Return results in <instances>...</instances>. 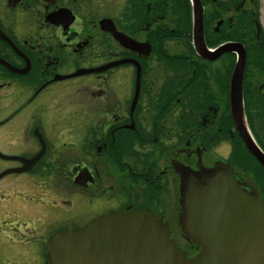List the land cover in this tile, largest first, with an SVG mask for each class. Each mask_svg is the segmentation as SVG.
Here are the masks:
<instances>
[{"label": "flooded vegetation", "instance_id": "obj_1", "mask_svg": "<svg viewBox=\"0 0 264 264\" xmlns=\"http://www.w3.org/2000/svg\"><path fill=\"white\" fill-rule=\"evenodd\" d=\"M0 60L14 69L0 63V105L25 91L0 116V264H48L55 234L133 211L159 217L192 260L184 196L220 175L264 205V166L244 137L264 154L253 125L264 120V0H0ZM78 84L112 106L69 112L59 134L38 106L19 121Z\"/></svg>", "mask_w": 264, "mask_h": 264}, {"label": "water", "instance_id": "obj_2", "mask_svg": "<svg viewBox=\"0 0 264 264\" xmlns=\"http://www.w3.org/2000/svg\"><path fill=\"white\" fill-rule=\"evenodd\" d=\"M195 43L201 52L198 36ZM240 72L235 73L232 106L242 129ZM244 137L264 166V154L248 135ZM218 180L207 187L188 185L184 196V232L201 249L192 260L171 239L169 229L161 226L159 217L133 211L99 217L78 231L55 234L47 245L48 264H264L261 198L247 195L233 176L220 175Z\"/></svg>", "mask_w": 264, "mask_h": 264}, {"label": "rangeland", "instance_id": "obj_3", "mask_svg": "<svg viewBox=\"0 0 264 264\" xmlns=\"http://www.w3.org/2000/svg\"><path fill=\"white\" fill-rule=\"evenodd\" d=\"M17 18H20L19 22L22 21L21 16ZM12 21H13V17H12ZM87 87H90V90H87L86 89ZM94 87H95L94 85L84 86L83 84H80V85L78 84V85H75L73 93L70 94V99L69 98L61 99L62 103L58 101L54 104L35 103L33 107L31 105L23 111L22 115L19 117V121H21L22 124H26V123L29 124L30 120L27 121L28 115L30 112L34 111L35 108L37 109V106H38L42 109V111L48 112V114H51V113L53 114V115L51 114L47 116L48 117L47 120H49V122H52L54 124V127L52 129L57 131V133L59 134L65 129V127L60 125V123L63 120L66 121L65 119L67 118V115L69 112H70V115H77L81 113H90V114L93 113L94 114V113L101 112L100 108L102 104L112 106V103L110 101L100 100L101 93L98 92L97 89H95L96 87L95 88ZM24 93L25 91H21V94L18 91H15V92H10L7 95V98H9V101H6L5 104L3 102L2 103L3 106L0 105V116H2V118L4 115H7V116H4V118H7L10 114H12L15 111L16 108H19L24 105V101H23L24 96H25ZM75 97H78V98L75 99ZM85 97L90 98V99L86 98L87 101L89 102V105L87 107L74 104V103L79 104L81 101V98H85ZM123 108L125 109V105L123 106ZM253 116H254V122H253L254 128L256 127V130H260V132L264 136V120L259 119L258 115H253ZM45 119H46L45 116H43L42 120L44 121ZM45 122L47 124V121ZM71 122H78L80 123V126L82 125V123L79 120L71 121ZM52 123H48V124H52ZM64 139L65 138L63 137H58L56 140L62 141Z\"/></svg>", "mask_w": 264, "mask_h": 264}]
</instances>
